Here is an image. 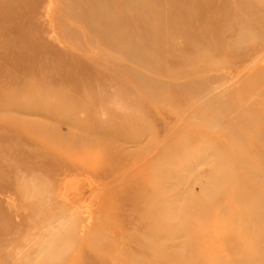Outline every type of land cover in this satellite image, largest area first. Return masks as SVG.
Masks as SVG:
<instances>
[{
  "label": "rangeland",
  "instance_id": "rangeland-1",
  "mask_svg": "<svg viewBox=\"0 0 264 264\" xmlns=\"http://www.w3.org/2000/svg\"><path fill=\"white\" fill-rule=\"evenodd\" d=\"M50 2L0 0V264H136L111 253L137 216L74 232L59 193L67 174L95 183L66 165L115 121L114 164L162 181L171 263L264 264V0Z\"/></svg>",
  "mask_w": 264,
  "mask_h": 264
},
{
  "label": "bare ground",
  "instance_id": "bare-ground-1",
  "mask_svg": "<svg viewBox=\"0 0 264 264\" xmlns=\"http://www.w3.org/2000/svg\"><path fill=\"white\" fill-rule=\"evenodd\" d=\"M52 6V2L44 6L46 14H49ZM24 38L28 41L30 40L26 37ZM26 57H29V55L23 54L21 56V58ZM250 68L253 69L252 71H264V57L258 60L257 63L254 62ZM242 70L240 71V77L244 73ZM124 128L125 126L115 121L109 132H106L100 141H96L97 145H99L97 151L93 150L90 145L84 147L77 146L76 144L73 145L72 151L78 156H72L74 160L72 161L74 162L73 164H80L79 162L85 161L89 165L66 166L72 169L86 167V178H97L95 179V183H99L100 185L97 186L93 183L87 187L85 185V177H79V174L83 175L85 173L67 174L60 183V197L65 202L66 208L71 212V215H75L73 221L74 232H77L80 226L84 228L86 223L90 224L93 222L96 212L106 213L105 216L114 221L113 227L121 230L124 229L128 222L133 221L134 216H137V219L134 220L136 232L130 236L128 246L126 247L123 243L121 244L119 253H111V257L117 261H124L122 254L127 249L129 252H134L138 255L137 260H135L136 264H173L167 259L166 243L163 240L166 234L165 225L168 218L164 209L165 191L161 187V179L157 178V176L160 177L159 174L148 173L147 176V173L143 175L137 171V165L114 164L113 155L115 151L112 152L111 149L115 147L116 139L126 132ZM130 136L132 135L130 134ZM258 139L264 140V133H260ZM65 147L61 145L57 148L60 155L67 157L68 149H65ZM53 158L51 157V160L55 161V158ZM58 167L60 168V166ZM53 169L55 170L56 168L54 167ZM88 173H92L93 176H87ZM154 180L156 181L153 182ZM111 191L121 192L125 196L123 199L115 198L109 194ZM90 196L98 197L96 211L85 207V202ZM154 199L158 201L154 202L156 205L152 208L150 201ZM134 200H136L137 204L135 208L128 202H133ZM106 203L109 206H106ZM109 208H111L110 212ZM127 209L134 210L133 216L128 219L120 215L121 212ZM174 239H176L175 236L172 239V245L176 243ZM86 260L94 263V260L90 256ZM111 264L121 263L114 262Z\"/></svg>",
  "mask_w": 264,
  "mask_h": 264
}]
</instances>
